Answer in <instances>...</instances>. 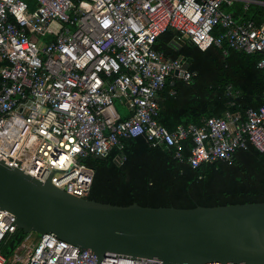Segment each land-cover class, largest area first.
I'll use <instances>...</instances> for the list:
<instances>
[{
	"label": "built area",
	"instance_id": "2783aa9c",
	"mask_svg": "<svg viewBox=\"0 0 264 264\" xmlns=\"http://www.w3.org/2000/svg\"><path fill=\"white\" fill-rule=\"evenodd\" d=\"M32 3L0 0V162L8 168L85 199L93 170L83 161L114 152L112 162L120 165L125 143L137 138L191 169L230 165L248 146L264 152V104L241 114L229 102L219 117H203L197 126L160 117L166 80L187 82L194 73L153 48L158 36L174 30L199 51L256 54V68H264V0ZM250 7L260 21L234 17ZM215 27L220 31L213 35ZM226 92L237 96L230 86ZM16 230L14 216L0 209V250ZM0 264L159 263L114 254L97 261L52 234L28 232L7 256L0 252Z\"/></svg>",
	"mask_w": 264,
	"mask_h": 264
},
{
	"label": "trees",
	"instance_id": "16d2710c",
	"mask_svg": "<svg viewBox=\"0 0 264 264\" xmlns=\"http://www.w3.org/2000/svg\"><path fill=\"white\" fill-rule=\"evenodd\" d=\"M24 1L32 8V0ZM255 10L250 7L244 14L233 15L258 22ZM219 31L215 27L212 34ZM172 38L171 31H165L153 48L170 59H190L187 71L194 76L187 82L166 80L159 102L160 117L166 118L169 109L174 115L169 120L172 125L197 126L203 117H219L229 102V110L241 114L264 104V68H256L258 55L228 50L222 56L214 47L199 51L188 43L175 49L170 45ZM227 86L231 92L237 91V96L227 94ZM185 143L184 155L190 149ZM113 154L83 161L93 170L85 199L111 206L174 209L264 202V152L258 153L250 146L236 151L230 165L215 161L195 169L174 161L167 152L151 147L142 138L125 143L120 152L125 157L122 164L112 162ZM23 236L21 230H16L5 241L1 254L7 256Z\"/></svg>",
	"mask_w": 264,
	"mask_h": 264
},
{
	"label": "water",
	"instance_id": "95a60500",
	"mask_svg": "<svg viewBox=\"0 0 264 264\" xmlns=\"http://www.w3.org/2000/svg\"><path fill=\"white\" fill-rule=\"evenodd\" d=\"M170 45L183 42L171 30ZM186 69L190 59L178 57ZM99 159L98 157H96ZM0 209L23 234H52L97 261L105 254L159 264H264V202L192 209L99 204L0 162Z\"/></svg>",
	"mask_w": 264,
	"mask_h": 264
},
{
	"label": "crops",
	"instance_id": "0c3cea01",
	"mask_svg": "<svg viewBox=\"0 0 264 264\" xmlns=\"http://www.w3.org/2000/svg\"><path fill=\"white\" fill-rule=\"evenodd\" d=\"M184 44L187 45L186 42H183V45H184ZM183 45H182V46H183ZM179 57H181V56H179ZM182 58H184V57H182ZM185 59H187V58H185ZM189 64H190V63H189ZM189 64H188V65H189ZM188 65H187V67H188ZM186 69H187V68H186ZM170 80H171V79H168L167 81H170ZM159 100L161 101V93L159 94ZM171 118H174V115H173L172 111L168 109L167 116H166V118H164V120L167 121V122H170L169 120H170Z\"/></svg>",
	"mask_w": 264,
	"mask_h": 264
},
{
	"label": "rangeland",
	"instance_id": "374dc122",
	"mask_svg": "<svg viewBox=\"0 0 264 264\" xmlns=\"http://www.w3.org/2000/svg\"><path fill=\"white\" fill-rule=\"evenodd\" d=\"M118 105V103H116V106ZM124 109V108H123ZM125 110V109H124ZM122 113H123V110H122Z\"/></svg>",
	"mask_w": 264,
	"mask_h": 264
}]
</instances>
